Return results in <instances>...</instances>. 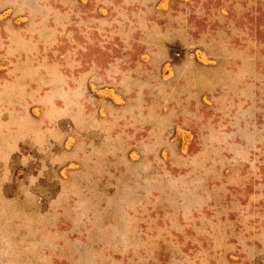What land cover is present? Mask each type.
<instances>
[{
    "label": "rangeland",
    "instance_id": "374dc122",
    "mask_svg": "<svg viewBox=\"0 0 264 264\" xmlns=\"http://www.w3.org/2000/svg\"><path fill=\"white\" fill-rule=\"evenodd\" d=\"M0 264H264V0H0Z\"/></svg>",
    "mask_w": 264,
    "mask_h": 264
}]
</instances>
